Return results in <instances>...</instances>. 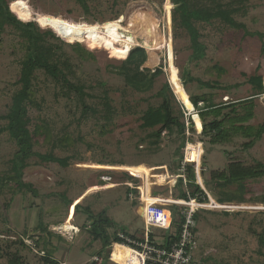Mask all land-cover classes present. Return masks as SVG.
<instances>
[{"label": "rangeland", "instance_id": "374dc122", "mask_svg": "<svg viewBox=\"0 0 264 264\" xmlns=\"http://www.w3.org/2000/svg\"><path fill=\"white\" fill-rule=\"evenodd\" d=\"M236 1L246 5L245 13L238 15V19L249 31L262 35H250L243 29L218 22L199 23L206 54L192 61H189L193 49L188 33L180 31L176 37L173 25L169 32L164 19V9L169 13L168 0L117 3L89 0L88 9L75 0L11 1V10L20 19L35 20L42 29L51 28L61 38L63 42L55 41L61 45L58 51L62 56L61 68L73 83L84 88L86 102L97 112L85 114L75 90L58 83L44 70H37L24 116L32 154L22 178L33 184L38 195L20 187L18 180L11 178L15 174L13 159L20 145L6 129L10 119L2 116L9 114L13 98L21 88L18 79L25 50L18 32L10 27L6 29L0 39V264H57L56 261L102 264L106 256L110 258L108 247L100 239L93 240L87 214L76 213V205L80 203L90 206L94 213L106 210L105 216L116 223L108 228L112 237L124 228L136 238L143 236L140 191L135 187L150 178V171L178 172L186 146L178 152L181 139L176 131L167 129L157 143L144 139L160 123L143 127L142 116L149 108L160 105L162 99L157 92L168 78L176 95L174 84L180 79L179 70L187 65L196 78L189 84L192 93H210L212 104L250 98L255 103L251 119L226 120L223 132L201 135L196 127L187 128L186 135L198 143L200 152L203 144V178H211L215 183L231 165L239 169L255 159L264 160V132L252 137L264 123V92L248 81L259 74L264 86V0ZM117 12H121L124 25L112 19ZM155 36H163L164 43L155 42ZM137 43L146 50V60L139 70L147 73L149 82L153 80L143 90L129 85L119 71ZM76 47L87 57L80 56ZM159 68L163 73L151 79ZM202 81L218 82L230 88L208 87ZM106 93L116 111L111 122L103 117ZM176 96L180 100L190 94L181 85ZM174 110L176 114V106ZM190 114L191 111L184 113L187 126L189 118L192 119ZM244 143L249 144L247 148ZM36 153L60 158L66 164L43 159ZM241 182L216 185L213 192L208 191L215 200L224 193L239 196L245 192L246 199L252 202L244 205L252 208H243L236 214L209 207L204 208L210 211L200 209L198 254L209 258L204 264H264V247L260 241V235L264 234V175ZM170 186L168 182L156 184L153 191L170 196L173 189ZM66 222L79 226V233L75 235L70 228L65 238L51 232ZM176 229L175 225L173 232ZM151 230L159 242L167 235V231L156 227ZM47 234L51 236L48 238ZM131 252L117 244L111 260L104 264H131L134 259ZM45 254L47 257H43Z\"/></svg>", "mask_w": 264, "mask_h": 264}, {"label": "trees", "instance_id": "16d2710c", "mask_svg": "<svg viewBox=\"0 0 264 264\" xmlns=\"http://www.w3.org/2000/svg\"><path fill=\"white\" fill-rule=\"evenodd\" d=\"M11 1L12 0H0V39L8 27L15 29L21 38V46L25 50V56L20 61L21 71L18 82L21 84V88L13 98V106L11 107L9 114L2 117H8L10 119V122L6 126V129L11 132L12 136L16 138L18 144L20 145V149L13 159V168L15 170V174L11 178H16L20 187L32 191L34 195H38V192L34 188L33 184L24 182L22 178L23 170L27 165V159L32 154V144L28 141L26 136L27 129L24 116L28 111L27 101L29 100V94L33 85V81L36 77V71L42 69L47 75L51 76L58 83L67 85L70 89L75 90L79 94V99L82 102L83 112L85 114H88L89 111L97 112V109L93 105H90L86 102V92L84 91V88L73 83L69 79L67 73L61 68L62 56L58 54L59 49H61V45L55 42H63L61 38L51 28L42 29L34 20L24 21L20 19L11 10ZM75 1L84 8L88 9L89 0ZM119 1L120 0H113L114 3H117ZM167 7L169 9V21L171 20L170 12L172 8V25L175 36L177 37L180 31L184 30L189 35L191 47L193 49V52L189 57V61H192L194 59H201L206 54V45L201 40L202 33L198 26L199 23L213 24L215 22H218L234 29H243L247 34L250 35H262V33L249 31L246 24L238 19V15L245 13L246 5L236 0H168ZM158 8V12L161 13V7ZM117 13L118 14H116L112 18L113 20L121 16V12ZM76 51L83 58L87 57L80 48L76 47ZM145 60L146 50L138 46L134 48L128 58L123 61V65L119 70L120 73L124 75L125 80L129 85L140 90L146 89L148 83L153 82V80L152 82H149V80L147 79V73L139 70L140 66L145 62ZM179 72L180 79L174 84L176 88V94L180 86L184 85V87L189 92L190 97L180 99L181 103H179L172 91L170 83L168 81H165L157 92V95L162 99L160 105L157 107L149 108L142 116L143 127L155 125L156 123H160V127L148 133L144 139L149 138L152 143H157L161 138V133L164 130L167 129L172 133L176 131L181 139V144L177 150L178 152H180L186 144L187 128H192L194 130L196 127L197 134L201 135L220 133L224 131V124L226 120H249L254 115L255 103L252 98L239 101L235 100L233 102L212 104L210 102V99L212 97L210 93L196 95L189 90L190 82L194 81L196 78L191 74V70L188 65L185 66L182 70H179ZM161 73H163V69H157L154 74L151 75V79H153V77H155L157 74ZM262 80L263 77L259 74L253 75L248 79L250 83L255 84L257 87H260V90L264 92V86L261 83ZM202 83L203 85L213 88H230V86H222L218 82L212 83L210 81H202ZM104 97L106 99V108L103 111V117L107 122H111L115 116L116 111L112 107L111 101L109 100L110 96L108 95V93H106ZM200 105L203 106L200 107ZM175 106L177 109L176 114L174 110ZM224 109H227V111L224 112ZM189 111H191L190 116L192 117V119L189 118L190 124H188L187 126L184 119V113ZM107 124H104V126H107ZM256 132L259 133H257L255 136L253 135L252 137H257L260 135V133L264 132V123L258 128ZM248 136H250V134ZM255 140L256 138L251 140V142H254ZM243 145L245 148H247L249 144L244 143ZM36 154L43 159L60 161L66 164V161L60 158L47 155L44 156L39 153ZM240 154L241 152L237 156L239 157ZM182 158L183 154H181L180 160ZM237 161L242 162L241 160ZM179 171L176 172V174H181ZM185 174L187 178V184L185 185L183 178L179 177L174 187L178 190V192H176V190L173 191V196L175 198L188 200V196L190 194V196H192L193 198H198L200 201H207L208 196L201 186L202 183L204 188L210 192L214 191L216 185L224 186L235 181H242L241 183H244L252 176L264 175V160L255 159L253 160L252 164L246 165L245 168L241 167L239 169H233V165H231L229 167V171L227 173H224L221 177H218L215 183H212L213 179L211 178H203L202 172V178L201 176L199 177V182L201 184L197 182L195 170L191 165L188 166ZM128 190V192L130 193L131 188H129ZM154 194H157V192H154ZM245 194V192H242V194H240L239 196H234L229 193H224L218 196L216 200L220 203H235L234 201H237L238 204L251 203L252 200H249V198L246 199ZM172 206L174 207L171 208H174L178 212V206ZM202 209L210 211V209L208 208H201V210ZM79 211L85 212L87 214L88 220L91 221L90 232L93 235V240L100 239L103 246L108 247L113 240L119 239L117 232L113 237L108 232V228L111 226H115L116 223L114 220L105 216L106 210H103L99 213H94L90 206L84 207L80 203L76 205V213ZM225 213H229V211H225ZM199 214L200 209L195 213L196 220L199 218ZM178 216L179 221H176L178 224L175 222L177 229L175 232L167 231V235L163 240V245L165 246H169L172 241L176 239L180 234L181 224L183 223L184 218L180 214ZM39 225L44 228L41 222L39 223ZM122 230L129 234V232L125 230V228ZM53 233L57 236L65 237L62 234H56L55 232ZM50 236V234H47L48 238ZM131 236L135 237L133 234H131ZM150 237L151 240H153L154 242L156 241L153 234H151ZM260 241L264 247V234L260 235ZM118 245L121 246L120 244ZM43 257H47L46 254ZM202 259V264H204V262L208 261L209 258L208 256H203ZM106 261H109V256H106L102 264H104ZM11 263L14 264V262H10L8 264ZM56 263L59 264L57 261Z\"/></svg>", "mask_w": 264, "mask_h": 264}, {"label": "built area", "instance_id": "2783aa9c", "mask_svg": "<svg viewBox=\"0 0 264 264\" xmlns=\"http://www.w3.org/2000/svg\"><path fill=\"white\" fill-rule=\"evenodd\" d=\"M170 15L171 20L169 21L168 12L166 9H164V19L167 22L169 32L172 31V8ZM114 20H120L123 25L125 23L123 17H118ZM135 38L137 39L136 34ZM138 46L140 47L141 45L139 43L134 44L132 46V50ZM131 51L129 52V55ZM197 144L198 143L194 142L189 134L186 135V147L184 149L183 161L179 169L181 174H173V176L167 180L168 183L175 186L177 179L182 177L186 185L187 178L185 172L187 171L189 165L194 168L197 182H199L204 149L202 144V152H200ZM128 171L135 176L133 171ZM155 171L156 170H154V172ZM143 185L144 181L142 185L135 187L140 191L138 200L140 202L139 214L144 220L143 236L136 238L120 229L117 232L119 239L113 240L108 246L110 255L109 260L112 258L116 245L123 244L128 246L132 251L131 253L133 256H131V258L133 257L134 259L131 260V264H202L203 255L200 256L198 254L199 240L195 213L204 207L223 209L225 211L233 212L232 202H218L204 188L203 184H201V186L208 196L209 200L207 201H200L198 198H193L190 196V194L188 196V200L175 198L173 196H171L172 199H168L163 195L154 194L153 186L151 192H149L147 187L143 188ZM172 205L178 206V212L174 208H171ZM238 205L240 208L239 211L244 208L243 204ZM179 214L184 218V221L181 224L180 234L172 241L169 246L163 245V241L159 242V240L156 238L155 242L151 240L150 235L152 234V227H156L165 231H174L175 222ZM80 230L81 229L79 227V231ZM79 231L77 233H79ZM24 241L29 244L25 238Z\"/></svg>", "mask_w": 264, "mask_h": 264}, {"label": "crops", "instance_id": "0c3cea01", "mask_svg": "<svg viewBox=\"0 0 264 264\" xmlns=\"http://www.w3.org/2000/svg\"><path fill=\"white\" fill-rule=\"evenodd\" d=\"M165 167V166H164ZM167 173H169V175L167 174ZM173 174L175 175L176 174V172H172V174L169 172V170L167 169V170H165L163 173H156V172H154V171H150L149 172V174L148 175H150V178L148 179V180H146L145 182H144V185H145V187H147L148 188V191L149 192H151V186L153 185V184H165L166 182H167V180L169 179V178H171V176H173ZM156 180V181H153V180ZM173 180V179H172ZM203 184V183H202ZM162 186V185H161ZM174 187L175 186H173L172 184H171V186H170V188L172 189H174ZM173 189H172V191L170 192V196H169V194L166 196L165 194L163 195L162 193L160 194V192L159 191H155V192H157V194H160V195H163V196H165V198H168V199H172V197L171 196H173ZM174 197V196H173ZM66 223H70V222H66Z\"/></svg>", "mask_w": 264, "mask_h": 264}, {"label": "bare ground", "instance_id": "6f19581e", "mask_svg": "<svg viewBox=\"0 0 264 264\" xmlns=\"http://www.w3.org/2000/svg\"><path fill=\"white\" fill-rule=\"evenodd\" d=\"M154 35H156V34H154ZM158 41H161V42H163L164 43V39H163V36H161V37H159V36H155V42H158ZM172 90H173V88H172ZM173 92H174V90H173ZM177 95V94H176ZM109 184H111V185H113L112 183H109ZM109 184H107V185H109ZM156 184V183H155ZM106 185H103L102 187H105ZM114 186V185H113ZM153 186V185H152ZM152 186H151V190H152ZM143 188H145V185H143ZM262 204V203H261ZM243 206H244V208H252V207H248L247 205H244L243 204ZM250 206V205H249ZM232 208H233V214H236L237 213V211H239V205L238 204H235V203H232ZM59 228V229H58ZM70 228H73V230H74V234L76 235V234H78L77 232L79 231V227L78 226H74V225H72V224H62V225H59L57 228H53L52 229V231L53 232H56V233H59V234H62L63 236H65L66 238H68L67 237V231L70 229ZM74 235V236H75ZM73 236V237H74ZM28 242V241H27ZM29 243V242H28ZM121 245V247H123V248H126V249H129L130 250V248L128 247V246H126V245H123V244H120Z\"/></svg>", "mask_w": 264, "mask_h": 264}, {"label": "water", "instance_id": "95a60500", "mask_svg": "<svg viewBox=\"0 0 264 264\" xmlns=\"http://www.w3.org/2000/svg\"><path fill=\"white\" fill-rule=\"evenodd\" d=\"M35 21V20H34ZM36 22V21H35ZM168 81H169V78H168ZM170 83V82H169ZM171 85V84H170ZM172 88V87H171ZM175 97H176V99H177V101L179 102V103H181L180 102V100L178 99V97L175 95ZM190 112V111H189Z\"/></svg>", "mask_w": 264, "mask_h": 264}]
</instances>
